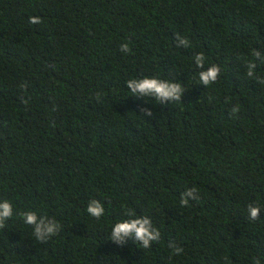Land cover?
Wrapping results in <instances>:
<instances>
[{
    "label": "trees",
    "instance_id": "trees-1",
    "mask_svg": "<svg viewBox=\"0 0 264 264\" xmlns=\"http://www.w3.org/2000/svg\"><path fill=\"white\" fill-rule=\"evenodd\" d=\"M143 77L180 101L132 93ZM3 200L0 264H264V0H0ZM26 211L60 231L38 240ZM136 217L160 233L148 248L111 238Z\"/></svg>",
    "mask_w": 264,
    "mask_h": 264
},
{
    "label": "clouds",
    "instance_id": "clouds-1",
    "mask_svg": "<svg viewBox=\"0 0 264 264\" xmlns=\"http://www.w3.org/2000/svg\"><path fill=\"white\" fill-rule=\"evenodd\" d=\"M41 22L40 17L32 16L29 18V23L38 24ZM178 44L184 47H188L190 42L186 37L179 36ZM120 50L125 53L132 51L127 42L120 44ZM254 57L260 56V53L255 51L252 53ZM195 63L197 67L204 68L205 56L203 53H199L195 56ZM255 64L252 61L248 62V75H254L253 69ZM220 73L219 66L212 64L205 70L199 73V79L204 85H209L215 82L218 79ZM128 88L134 94H139L141 96H154L159 102L163 103L164 101H180L181 93L184 91V88L180 83L170 82L164 79H159L156 77H143L139 79H130L127 82ZM97 98L99 99V93H97ZM238 111V107L232 109V113ZM144 115H151V109H142ZM197 188H189L185 193H183L182 198L180 199L181 205H188V198L199 199ZM248 211L250 219H257L259 215V207L253 206L252 204L248 205ZM87 212L89 215L99 219L104 214V207L98 200H91L87 206ZM127 215L132 216L133 212L131 209L127 210ZM13 215L12 204L8 200L0 201V228L4 227L6 219L10 218ZM24 222L29 225L34 226V236L38 240H43L46 237L53 236L60 231V224L55 219H48L46 216H40L35 211H26L22 213ZM138 241L143 242V247H149V241H155L159 239V231L151 227V222L147 217L140 218H131L122 220L113 225L111 231V238L115 241H123L124 237L133 234ZM177 253L182 250L177 248L175 249ZM255 264H260L259 260L255 261Z\"/></svg>",
    "mask_w": 264,
    "mask_h": 264
}]
</instances>
